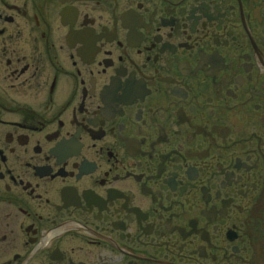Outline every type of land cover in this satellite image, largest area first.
<instances>
[{
  "label": "flooded vegetation",
  "instance_id": "1",
  "mask_svg": "<svg viewBox=\"0 0 264 264\" xmlns=\"http://www.w3.org/2000/svg\"><path fill=\"white\" fill-rule=\"evenodd\" d=\"M0 264H264V0H0Z\"/></svg>",
  "mask_w": 264,
  "mask_h": 264
}]
</instances>
